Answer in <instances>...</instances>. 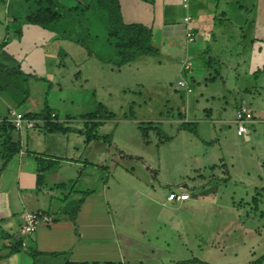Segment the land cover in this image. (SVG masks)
<instances>
[{
  "label": "crops",
  "instance_id": "0c3cea01",
  "mask_svg": "<svg viewBox=\"0 0 264 264\" xmlns=\"http://www.w3.org/2000/svg\"><path fill=\"white\" fill-rule=\"evenodd\" d=\"M78 1L83 2V0ZM118 1L125 22L141 23L151 28V45L158 51V54L149 56L160 55L164 60L178 62L180 69L185 71L192 69L190 62H194L200 54H205L210 47L209 60L206 61L208 75L205 81L211 83H215V76H218L217 78L224 83L230 73L233 79L235 74L245 72V70H238L240 62L247 63L249 68L245 69L248 70L247 73L250 72L248 74L251 76L259 71V76L256 78L259 82H256L255 79L241 85L239 91L242 92L239 103L232 112V118L234 117L233 121L237 124L236 133L239 135L238 122L236 121L237 110L244 106L252 114L251 119L246 123L247 134H243V136L244 143L257 149L254 155L251 153L250 159L255 161L258 170L255 176L244 171L247 179L241 180V182L250 185L254 190L262 192L264 195V22L263 20H253L251 21L252 26H248L246 22V16L249 11L255 9L253 5L255 3H250L251 7H247L240 3L236 5L238 0H153L151 3L145 0ZM26 5L24 0H0V63L5 69L9 67H12L13 71L17 69L18 77L27 76V81L20 85L22 90H15L14 100L8 95L10 92H5L8 89L0 92V119L7 117L8 111L16 108L15 104L21 109L19 112L28 115L36 114L47 107L51 114L49 120L36 118L37 122L32 129L14 131L13 133V138L20 143L21 149L0 172V264H41L39 262L42 261L40 259L42 257L45 258L42 264L105 260H117L128 264L132 258L130 255H133L131 247L135 243L128 228H134L137 231L141 228L131 225L137 221L129 216L131 214L129 210L126 214L128 216L124 218L117 217L116 215H120L119 213H115V217L108 215L110 213L107 205L109 202L103 199V188L96 190L92 187V183L95 184L96 180H99L100 184L103 183L102 176L97 175L94 178V168L87 166L89 164L94 167H104L100 162L104 160L102 156L106 155L109 149L104 150L100 142H94L98 141L97 138L91 139L89 143L85 141V135L81 133L85 128L86 121L84 119L77 118L75 117L77 115L74 114H66L62 119L59 117L58 111V108L62 107V103H73L74 101L71 95L61 96L66 92L62 91L60 82L63 70H68L64 60L73 59L70 50L76 54L71 43L85 49L78 66L76 64L74 67V70L77 71L74 74L69 72L74 78L72 84L78 78L81 82L87 83L86 61L90 58H95L98 62H102V60L87 50L85 42L78 43L70 39L66 32L59 33L54 29L50 30L32 23H25L22 24L21 34L16 35L10 26L13 25L16 15H23L28 11ZM257 9L262 12L264 3H262L261 9L260 7ZM233 11L234 13L231 15ZM186 17L189 18L187 24L184 20ZM63 20L64 18H62ZM187 25L192 30L193 40L186 37L185 27ZM52 31L58 34L55 35ZM247 35L250 38L246 43ZM86 37L90 42H93L92 35H86ZM184 63H189L188 69L184 68ZM216 63L219 65V70H216L215 75L211 76L210 65ZM260 63L262 68L257 70V65ZM223 67L224 71L222 72ZM32 77L37 82H47L52 94L57 93L61 96L58 99H51V104L57 105L55 109L48 104V96L46 91H43V87L39 92H34L31 86L29 87L28 81ZM179 87L183 86L179 85ZM223 88L228 89L225 85ZM27 89L28 92L25 93ZM215 94H222V92L219 89L213 91L210 89V99H217L218 96ZM214 103H210V117ZM219 104L215 107L216 109ZM106 121L104 120L98 128L103 127ZM55 122L62 123L65 131H52L50 123ZM190 122L192 121L190 120L188 123ZM119 150L125 153L122 148ZM29 152L43 156L47 160L59 159L54 167L44 172L43 185L37 183V162ZM130 152L127 153L137 155L134 151ZM87 157L91 160H86ZM219 165L220 163L213 164L214 167ZM229 165L232 169L233 163L230 162ZM132 169V172L136 173V177L139 176L135 169ZM138 179L143 182L142 179ZM79 185L85 188L77 187ZM107 185L106 182L104 184L106 189ZM184 188L185 185H181L175 192L187 191ZM86 191H90V193L83 198ZM187 192L190 194L189 199L191 195L197 193ZM168 193L160 200L161 206L168 212L175 213L178 210L180 213L186 214L185 219L189 218V214L194 209L214 206V202L210 205V201H212L210 197L199 199L195 197L190 206L180 208L179 205L186 203L189 199L182 202H170L166 199ZM262 193L259 194L262 195ZM82 198L75 219L72 221L70 215ZM256 199L258 197H254L253 200ZM71 200H73L71 205L64 206ZM234 202L236 201L232 198L226 204L219 206L230 207V205H234ZM32 209L36 212L51 213L53 222L50 225L46 224L47 226L41 224L36 232L26 240V247L24 246L19 252H13L11 248L17 240L21 239L16 235V230L19 232L21 226V216L25 211H32ZM178 216L183 217L182 215L175 216V218L177 217L176 224L169 225L172 228L174 226L173 232L178 230ZM119 219H125L124 222L130 223V225L128 227L126 223L118 225ZM235 221L232 217H223L220 225L216 228L213 227L208 232L210 234L208 236L209 244L205 253L208 258L195 254L190 257L169 259L167 264H173L180 260H189L186 264H199L191 261L193 259L209 264H235L231 260L237 256V253L230 249L237 246L236 233L240 234L243 247L250 245L252 247V244L257 243L255 246L259 248L260 253L255 255L254 253L258 251L251 250L250 252L253 253L250 258L252 260L262 255L264 245L260 244V239L264 238V231L262 230V234L256 235L255 231H249L243 221H240L241 225L243 224L241 230L239 228L236 230L237 227L233 226ZM199 222L198 228L190 233L191 236L196 235L193 237L194 239H198ZM188 227L191 228V225L187 224L186 228L188 229ZM180 230L182 229L180 228ZM244 241L248 243L246 244ZM145 247L149 251L153 248L150 245ZM151 253L150 264H159L153 251ZM191 253L193 254V250ZM32 255H36L35 259L32 258ZM134 261L137 260L134 259ZM260 264H264V260Z\"/></svg>",
  "mask_w": 264,
  "mask_h": 264
},
{
  "label": "rangeland",
  "instance_id": "374dc122",
  "mask_svg": "<svg viewBox=\"0 0 264 264\" xmlns=\"http://www.w3.org/2000/svg\"><path fill=\"white\" fill-rule=\"evenodd\" d=\"M59 1L68 8L77 4L78 7L83 5L84 8L87 4L84 3V0L83 2L78 0ZM87 1L85 0V2ZM252 1L238 0L236 3V5L240 3L247 7H251L250 3H255L253 4L255 9L249 11L246 16L248 26H252L251 21L253 20H263L264 22V10L259 12L257 9L259 7L261 9L264 0ZM79 12L81 11L72 12L71 16L67 17L77 18ZM233 13L234 11L231 12V15ZM96 17L98 15L95 14L94 9L86 11L81 19L74 20L76 23L75 32L80 34L85 31L86 27L91 26L90 31L94 38L91 42V53L109 55L111 51V54H115L111 49L112 46L110 47L106 41L107 35L103 26L98 24ZM62 22L66 31L69 26L73 25L72 22L70 24L65 23L64 20ZM123 22L127 23L124 20ZM80 26H82L81 29L83 28L82 31L79 29ZM52 32L55 35L58 34L55 31ZM249 38L247 35L246 43ZM71 44L76 54L70 50L73 59L64 60L68 70H63L60 82L62 91L66 92L61 96L71 95L74 101L61 104L62 107L58 108L59 117L64 119L66 114H74L79 118L80 114L96 110L100 103L114 114L103 127L98 128L97 132L100 137L97 139L98 141H94L100 142L104 150L106 148L110 150H107L106 155L102 156L104 160L100 163L104 167H94L89 164L87 166L94 168V178L97 175L102 176L103 183L100 184L99 180H96L95 184L92 183V187L96 190L103 188V199L109 202L107 204L110 211L108 215L115 217V213H119L120 215L116 216L124 218L128 216L126 214L129 210L131 212L129 216L137 221V223L131 222V225L141 228L139 231L128 228L135 242L131 247L133 255H130L132 257L130 264H150L151 251L155 254L159 264H167L169 259L190 257L195 254L199 257H206L205 253L209 244L208 236L210 235L208 232L213 227H218L223 217L234 218L236 221L233 226L237 227L236 230L238 228L241 230L243 224L241 225L240 221H243L249 231H255L256 235L262 234L264 231V195L262 192L254 190L250 185L241 182V180L247 179L244 171L255 176L258 170L255 161L250 159L251 153L254 155L257 149L244 143L243 135H237V124L233 121L234 117L232 118V112L239 103L242 92L239 91L241 85L255 80L259 76V71L251 76L248 74L250 72L247 73L248 70L245 69L249 68L247 63L240 62L238 70H245V72L235 74L234 80L230 73L224 83L217 78L218 76H215V83L207 82L205 78L208 75L206 61L210 56L209 47L205 54H200L194 62H190L192 69L185 71L180 69L178 62L164 60L160 55L137 57L134 61L119 68L114 67L108 61L106 63L98 62L95 58H90L85 63L88 73L87 83L81 82L78 78L72 84L74 78L69 72L74 74L77 71L74 70V67L76 64L78 66L85 49L74 45V43ZM111 56L104 58L111 60ZM110 67H112V72ZM210 67L212 68L211 76H213L215 71L219 70V65L211 64ZM11 68L6 69L12 72ZM258 68H262L261 63L257 65V70ZM2 75H5L4 72ZM17 75L18 72H15L12 77L20 82L22 78ZM5 78L0 75V92L8 89L5 92H10L8 95L14 100L15 90H22V88L9 76ZM180 80L186 82L191 88L190 92H187L184 87H179ZM255 81L259 82L258 79ZM28 82L34 92H39L43 87V91H46L48 96V104L54 109L56 108L57 105L51 104V99H58L61 96L57 93L52 94L47 82H37L33 77ZM235 83L237 85L234 86ZM224 85L228 89L223 88ZM210 89L212 91L219 89L222 94H215L218 98L212 100L210 99ZM133 90L136 92H132ZM213 102L215 103L210 117V103ZM216 103H220L217 109L215 108ZM14 106L16 108L10 109L8 114L15 110L21 111L19 106L16 104ZM52 117L54 118V116ZM190 120L192 121L190 124L195 126V129L183 128V122L188 123ZM147 121L156 123L155 127L141 130L138 127V122ZM102 136H106V138ZM117 147L122 148L127 155H131L130 151H134L137 155L133 156L140 160L121 158L117 155V150H119ZM86 160L90 161L91 158L87 157ZM230 162L233 163L232 169L229 165ZM214 163H220V165L214 167ZM132 168L139 174L137 177L143 182L136 177L135 172H132ZM106 182L108 183L107 189L104 187ZM181 185H185L184 189L187 191L197 193L191 195L189 201L179 205L180 208L190 206L195 197L198 199L210 197L212 200L210 205L214 202V206L194 209L188 219L184 218L187 216L186 214L180 213L178 210L177 213L168 212L161 206L160 200L165 197L168 191L175 192ZM77 187L85 188L82 185ZM254 197H258V199L253 200ZM232 198L236 201L234 205L219 206L226 204ZM70 203H73V200L66 202L64 206L68 207L71 205ZM220 210L222 211L219 213ZM177 215L183 217L178 216V230L173 232L174 226L172 228L169 225L176 224L177 217L175 218V216ZM124 221L125 219H119L118 225L125 224ZM198 221H200V232L197 234L198 239H194L193 237L196 235L191 236L190 233L198 228ZM22 223L23 219H21L20 225ZM187 224L191 225V228L187 229ZM126 225L128 227L130 223H126ZM42 226L47 225L43 224ZM16 235L21 237L18 230H16ZM256 235L254 234V237ZM236 236L238 237L237 246L230 250L236 251L237 256L231 261L235 264H245L252 260L250 258L253 253L250 252L251 250L258 251L254 253L255 255H258L260 250L255 246L257 243L252 244V247L251 245L243 247L240 234L236 233ZM260 240V244L264 245V238ZM148 245L153 247L152 250L149 251L145 247ZM191 250H193V254ZM40 259L42 261L39 263L42 264L45 258Z\"/></svg>",
  "mask_w": 264,
  "mask_h": 264
},
{
  "label": "trees",
  "instance_id": "16d2710c",
  "mask_svg": "<svg viewBox=\"0 0 264 264\" xmlns=\"http://www.w3.org/2000/svg\"><path fill=\"white\" fill-rule=\"evenodd\" d=\"M26 8L28 7V11L23 15H16L13 19V25L10 26L13 32L16 35L21 34V27L22 24L25 23H32L35 25H39L43 28L50 29V30H57L60 32L68 33V37L76 42L80 43L81 41L85 42L87 50L91 53L90 47L91 42L88 40L86 35H91L90 27H86L85 31L78 34L75 32V19H81L83 14L90 10L91 8L95 10V14L98 15L96 17L98 24L102 25L107 39L106 41L112 46V51L114 50L115 54H111V51L108 54L102 53H94L96 56H99L103 62H110V64L117 66V68L121 67L122 65L128 64L131 61L135 60L137 57L141 55H157L158 51L151 45V36L152 31L151 28L146 27L142 24L131 23L127 24L124 23L121 17L120 5L118 0H90L84 8L83 5L78 7L73 6L72 8H68L60 3L59 0H24ZM149 3L153 2V0H145ZM93 6V7H91ZM79 12V16L77 18H68L71 16L72 12ZM68 16V17H67ZM62 18H64V22H68L69 24L72 22L73 25L68 27L66 31L63 26ZM81 22V21H80ZM67 23V24H68ZM82 26L79 27L81 29ZM9 30V27H8ZM74 30V31H73ZM80 39V40H79ZM112 55V56H111ZM111 56V60L105 59L104 57ZM4 72V76L2 73ZM16 71L9 72L5 70V68L0 63V75L5 78L9 76L13 79V82L16 84L19 83V86L27 81V76L22 75V80L19 82L18 80L14 79L12 76ZM6 79V78H5ZM18 81V82H17ZM28 92V89L25 90V93ZM25 100V98H23ZM22 99V101H23ZM21 103V102H20ZM50 109L47 107L36 114H26L28 117L31 118H43L49 120L50 118ZM114 116L112 112H109L105 105L98 104L97 109L88 112L86 114L80 115L81 119L86 121L85 128L81 133L85 135V141L89 143L93 138H99L100 136L97 134L98 126L103 123L104 120L111 119ZM156 123L148 121V122H139L138 127L141 130H145L149 127H155ZM182 127L185 129H195V126H192L190 123L183 122ZM50 129L52 131H65L64 126L61 123L55 122L50 123ZM15 128L12 123L8 120L7 117H3L0 119V172L5 168L7 163L10 159L17 154L20 149V143L13 138ZM106 138V136H102ZM168 139V137L166 138ZM117 155L124 159L129 160H140V158H136L133 155H127L124 152L117 150ZM37 162V183L39 185L44 184V172L54 167L59 159L55 158L52 160H47L43 156H39L37 154H33ZM60 187V186H58ZM62 187V186H61ZM90 191H86L83 194V198L88 195ZM83 198L79 201L78 206H76L72 214L70 215L71 220L75 219V215L79 208L80 203L82 202ZM254 199V198H253ZM41 214H51V213H42ZM24 246L22 245V239L17 240L14 244L11 251L19 252L22 250ZM36 255H32V258L35 259ZM264 260V253L249 261L247 264H260ZM189 260H180L175 264H186ZM195 261L199 264H209L202 261H196L195 259L191 260ZM63 264H123L121 261L117 260H105V261H65Z\"/></svg>",
  "mask_w": 264,
  "mask_h": 264
},
{
  "label": "built area",
  "instance_id": "2783aa9c",
  "mask_svg": "<svg viewBox=\"0 0 264 264\" xmlns=\"http://www.w3.org/2000/svg\"><path fill=\"white\" fill-rule=\"evenodd\" d=\"M186 24L189 21V18H184ZM191 28L187 25L185 27V34L189 40H193V33L191 32ZM184 68H189V63L184 65ZM180 86H183L187 89L188 92L191 89L186 85L185 81L180 80L178 83ZM54 116V114L52 115ZM251 112L244 106H241L239 110H237V118L238 122V134L243 135L247 134L246 123L251 119ZM8 120L12 123L16 131L32 129L37 122V119L28 117L26 114L19 112L17 110L11 111L8 114ZM190 194L187 191L182 192H169L167 195V201H177L182 202L189 199ZM23 223L19 228L20 238L22 239V245H26V240H28L38 229L41 224L50 225L53 222V216L51 214H41L36 211H25L22 214Z\"/></svg>",
  "mask_w": 264,
  "mask_h": 264
},
{
  "label": "clouds",
  "instance_id": "9594fccd",
  "mask_svg": "<svg viewBox=\"0 0 264 264\" xmlns=\"http://www.w3.org/2000/svg\"><path fill=\"white\" fill-rule=\"evenodd\" d=\"M186 63H184V65H185ZM179 83V82H178ZM187 85V84H186ZM187 90V89H186Z\"/></svg>",
  "mask_w": 264,
  "mask_h": 264
}]
</instances>
